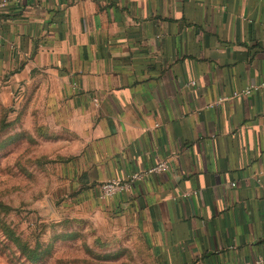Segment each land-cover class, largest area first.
Instances as JSON below:
<instances>
[{
	"label": "crops",
	"instance_id": "0c3cea01",
	"mask_svg": "<svg viewBox=\"0 0 264 264\" xmlns=\"http://www.w3.org/2000/svg\"><path fill=\"white\" fill-rule=\"evenodd\" d=\"M7 1L0 83L45 111L72 204L134 222L155 264L262 258L264 0Z\"/></svg>",
	"mask_w": 264,
	"mask_h": 264
},
{
	"label": "rangeland",
	"instance_id": "374dc122",
	"mask_svg": "<svg viewBox=\"0 0 264 264\" xmlns=\"http://www.w3.org/2000/svg\"><path fill=\"white\" fill-rule=\"evenodd\" d=\"M5 81L0 83V204L8 210L0 205V264H155L134 222L89 216L72 204L57 177L53 125L38 100L29 106L32 94L11 98ZM3 225L37 249L40 260L28 261Z\"/></svg>",
	"mask_w": 264,
	"mask_h": 264
},
{
	"label": "built area",
	"instance_id": "2783aa9c",
	"mask_svg": "<svg viewBox=\"0 0 264 264\" xmlns=\"http://www.w3.org/2000/svg\"><path fill=\"white\" fill-rule=\"evenodd\" d=\"M7 5H8L7 0H0V13L2 12V10L6 8ZM2 27H3V22L0 18V32L2 30ZM191 84H195V83L191 82ZM168 169L169 166L167 163H161L153 168H150L148 171L135 173L125 180L122 179L110 180L102 184L100 187L101 199L104 200V199L115 198L116 196L127 192L134 183L143 181L149 175L166 172ZM255 264H264V256L258 259L255 262Z\"/></svg>",
	"mask_w": 264,
	"mask_h": 264
},
{
	"label": "trees",
	"instance_id": "16d2710c",
	"mask_svg": "<svg viewBox=\"0 0 264 264\" xmlns=\"http://www.w3.org/2000/svg\"><path fill=\"white\" fill-rule=\"evenodd\" d=\"M1 205V204H0ZM4 211H7V206L1 205ZM2 223V221H0ZM3 231L7 236L8 240L16 245L17 248L21 251L22 255L30 262L36 263L40 260L42 254L38 252L37 249H31L29 245L23 242L20 237L10 228L3 225Z\"/></svg>",
	"mask_w": 264,
	"mask_h": 264
}]
</instances>
